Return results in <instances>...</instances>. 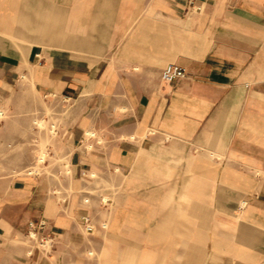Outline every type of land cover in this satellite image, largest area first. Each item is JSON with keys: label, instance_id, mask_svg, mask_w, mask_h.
I'll list each match as a JSON object with an SVG mask.
<instances>
[{"label": "crops", "instance_id": "obj_1", "mask_svg": "<svg viewBox=\"0 0 264 264\" xmlns=\"http://www.w3.org/2000/svg\"><path fill=\"white\" fill-rule=\"evenodd\" d=\"M21 79L72 102L71 190L9 181L0 264H264V0H0V93Z\"/></svg>", "mask_w": 264, "mask_h": 264}, {"label": "rangeland", "instance_id": "obj_2", "mask_svg": "<svg viewBox=\"0 0 264 264\" xmlns=\"http://www.w3.org/2000/svg\"><path fill=\"white\" fill-rule=\"evenodd\" d=\"M71 108L72 102L43 100L27 79L0 93V192L9 181L26 175L44 181L59 199L70 192ZM91 253L93 260L96 253ZM95 264L106 263L101 259Z\"/></svg>", "mask_w": 264, "mask_h": 264}, {"label": "built area", "instance_id": "obj_3", "mask_svg": "<svg viewBox=\"0 0 264 264\" xmlns=\"http://www.w3.org/2000/svg\"><path fill=\"white\" fill-rule=\"evenodd\" d=\"M187 77L186 70L175 64V63H169L167 64L161 71V79L164 82H172L177 79H184ZM2 112L0 111V115ZM94 176V175H92ZM90 201V198L84 199V203L88 204ZM100 201L103 205L109 204L112 202V200L109 197L106 196H100ZM81 224L84 227V230L86 232H93L94 231V224L92 221V217L90 216H82L80 219ZM47 221L46 220H40V222H34L31 221L28 223V230H27V237L30 240L36 241L38 246L45 252H49L52 249L53 246V236L51 232L47 231ZM101 227L103 229L107 228V222H103L101 224Z\"/></svg>", "mask_w": 264, "mask_h": 264}]
</instances>
